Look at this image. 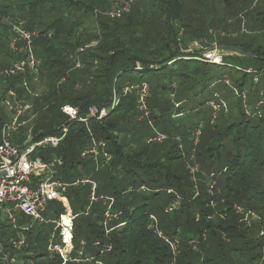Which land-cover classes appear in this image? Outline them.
<instances>
[{
  "label": "trees",
  "instance_id": "obj_1",
  "mask_svg": "<svg viewBox=\"0 0 264 264\" xmlns=\"http://www.w3.org/2000/svg\"><path fill=\"white\" fill-rule=\"evenodd\" d=\"M98 2L102 1L3 0L2 6V13L12 21H24L28 29L41 32L35 51L42 60L45 95L36 99L35 105L40 114L52 116L57 128H35L33 143L56 135L63 125L67 126L69 134L58 148L62 155L54 156L65 161L63 181L74 183L92 175L98 184L97 196L115 198L117 209L124 212L122 221L128 222L106 237L101 227V203L93 206L89 216L84 215L91 186H73L67 196L74 214L79 215L74 231L76 246L82 238L90 247L100 242L99 248L93 247L92 253L86 254H93L105 264H173L170 247L148 228L146 216L154 215L166 236L180 239L176 264H242L246 260V264H264V236H260L264 231V5L258 7L261 0H140L121 18L97 15V10L104 11ZM90 16L95 21L91 30L86 27ZM227 18L235 20L232 23ZM81 31L87 34L77 38ZM49 34L51 38L47 37ZM10 36L9 26L0 24V39H6L5 46L0 40V51L5 49L8 65L19 58L8 49ZM197 41L210 44L207 51L213 50L211 44L216 42L220 48L243 58L223 57L222 65L212 64L205 61L206 51L188 52L190 43ZM234 61L244 66L235 65ZM72 62L79 69L76 75L83 81H77L74 75L66 76ZM78 62L80 68L76 67ZM85 71L87 76L81 77ZM5 80L6 89L21 82L19 77ZM247 82L250 85L246 86ZM142 83L150 89L148 105L155 129L168 137L185 138V156L173 138L147 144L154 132L148 121H139L138 97L133 93L121 97L119 105L104 120L89 123L93 135L105 140L112 154L111 163L95 172L92 161L81 159V152L90 142L87 126L68 123L62 108H78L86 117L93 106L110 108L115 92L121 95L127 85ZM174 84L178 85V95L176 102L170 104L175 113L167 116L170 105L165 106V97L170 99ZM223 84L230 86H226L230 94L221 91L228 97L246 88L250 91L248 104L254 105L248 115L244 100L239 97L238 102L230 104V115L225 114L226 109L217 114L211 123L212 142L203 140V134L196 149L201 172L195 186L187 162L193 149L190 138L199 123L195 121L194 128L181 134V120L186 117L183 106L200 99L202 103L194 109L198 113L204 107L211 108L209 103L217 101L215 95L225 101L227 98L217 91ZM254 95L257 97L253 103ZM259 103L263 105L258 108ZM0 107L3 108L1 101ZM258 109L262 117L256 114ZM221 115L222 127L217 128L215 122ZM5 122L0 114V129ZM212 173L216 174L217 186L210 194ZM127 174L137 179L127 184ZM169 190L182 198L181 208L171 215L165 210L176 195L168 194ZM157 201H162V205ZM236 205L256 213L259 220L248 227L236 214ZM64 211L61 205L53 207L56 217ZM192 240L199 241L197 249L190 244ZM33 242V252L40 251L42 239L35 235ZM109 246L111 252L102 255L101 251ZM253 249L257 252L252 254ZM245 250L249 255L238 262L233 255Z\"/></svg>",
  "mask_w": 264,
  "mask_h": 264
},
{
  "label": "built area",
  "instance_id": "obj_2",
  "mask_svg": "<svg viewBox=\"0 0 264 264\" xmlns=\"http://www.w3.org/2000/svg\"><path fill=\"white\" fill-rule=\"evenodd\" d=\"M136 1L113 2L107 15L111 18H121L125 13L130 12ZM258 1L256 0V2ZM2 6L3 0H0V24L9 26L11 32L8 49L13 55L19 57L12 61L10 67L2 75L6 79L19 77L21 82L19 85L0 92L1 105L7 114V121L0 129V264H105L96 259L93 254H86L85 243L80 242V245L76 246L74 231L79 215L74 214L67 195L73 186L86 184L91 186L89 205L84 215L89 216L93 206L101 203L103 207L101 227L106 237L128 224L127 221H122L124 212L117 209L116 199L108 196L98 197L96 194L98 184L92 179V175L74 183L63 181L65 167L63 158L54 157L45 160L35 156L39 149L59 148L67 138L69 128L63 125L58 134L33 143L34 130L31 127L30 135L22 144L11 141L13 135L19 133L21 129L29 127L39 116L35 100L45 95L43 90L39 91V88L42 87V85H38L41 82L42 61L35 51V43L41 37V32L28 29L24 21H12L9 16L2 13ZM240 19L245 21L243 16H240ZM47 37L51 38L52 34ZM204 58L205 61L212 64H223V57L217 56L215 52L204 54ZM80 65L79 63L77 66ZM171 88L173 92L170 94V99L173 102L174 91L177 90V87L172 85ZM123 93L125 96L135 93L138 97V119L139 121H148L154 132V135L146 140L147 144L162 143L173 138L179 143V149L185 156L183 140L180 136L168 137L155 129L148 106L149 86L146 83L130 85L123 89ZM215 96L217 101L209 103L214 112V119L217 118V114L221 110L227 108L226 102L218 95ZM240 98L246 105L247 94L242 93ZM119 102L120 98L115 97L108 109H99L93 106L88 109L86 117L81 115L78 108L72 106L62 108L63 114L68 118V123H81L87 126L90 142L81 152V159L92 161L95 165V172L111 163L112 154L109 152L108 143L93 135L88 127L89 123L92 120H104L116 109ZM176 107L178 108L179 105L176 104ZM246 112L251 115L247 108ZM256 114L262 117L260 112ZM203 123V121L199 122L190 138L193 149L190 160L187 162V169L195 186L198 185V174L201 172L200 166L196 162V149L203 135ZM210 180L208 192L213 194L217 186L215 173L210 175ZM168 194L176 195L175 200L165 210L166 214L171 215L181 208L182 198L172 190H169ZM198 196L199 192L196 191L195 197ZM51 205L52 210L55 205H61L65 210L64 213L56 217L53 212V216L56 218H46L44 215ZM234 210L248 227L253 221L259 220L256 213L241 206H234ZM197 220H199V216H197ZM37 225L53 226L52 234L47 240L44 251H38L47 262L32 250L35 247L33 237L36 235L37 238L42 239V233L35 232ZM148 228L170 247L174 257L173 264H176L175 259L179 254V237L172 239L166 236L160 230L159 220L154 215H148ZM260 236H264V231L260 233ZM190 244L197 249L199 241L192 240ZM100 246V242L93 244L94 248ZM106 248L101 251L102 255L111 252V246Z\"/></svg>",
  "mask_w": 264,
  "mask_h": 264
},
{
  "label": "rangeland",
  "instance_id": "obj_3",
  "mask_svg": "<svg viewBox=\"0 0 264 264\" xmlns=\"http://www.w3.org/2000/svg\"><path fill=\"white\" fill-rule=\"evenodd\" d=\"M83 1H85V0H83ZM102 2H98L99 3V5L100 6H102L103 5V10L105 11H102V10H97L96 12V14L97 15H103V13L104 14H107L110 10H111V8H109V5H113V2H119V1H121V2H125V3H127V2H129V1H131V0H101ZM137 1H140V0H137ZM142 1V0H141ZM257 3V2H256ZM254 4V3H253ZM98 5V6H99ZM264 5V0H261V2L259 3V5H258V7H262ZM109 8V9H108ZM220 8H223V5L220 7ZM78 15H80V14H78ZM241 16V15H240ZM240 16H239V18H240ZM227 19H231L230 21L233 23V21L235 20V19H233V18H227ZM93 22H95L94 21V19L90 16V17H87V23L88 24H86V27L88 28V29H90L91 30V27L93 26ZM82 34H87V31H81V32H79L78 34H77V38H79ZM1 40V42H3V46H5V41H6V39L5 38H1L0 39ZM196 43V44H195ZM194 44H193V42L192 43H190V45H189V47H190V49H189V53L190 54H192V53H194V52H203V51H206V52H204V54L206 55V54H209V53H211V52H215V54L217 55V56H222V57H224V58H226V57H229L228 58V60L230 59V60H232V59H242L243 58V56L242 55H239L238 53H236V52H232V51H227V50H224V49H222V48H220V45L219 44H217L216 42H213V44H211V46H213L214 48H213V50H210V51H207V50H209V47H210V44H208V43H206L205 41H203V42H201V41H197V42H195ZM93 47H95L96 46V44H93L92 45ZM3 52V53H2ZM79 52V50L76 52V54ZM7 55V53L5 52V49H2L1 51H0V92H4L5 90H6V83H7V81L5 80L6 79V77H4L2 74H3V72L5 71V70H7L8 68H9V66L10 65H8L7 64V61H8V57L6 56ZM11 56V55H10ZM41 60V59H40ZM42 61V60H41ZM233 63V62H232ZM234 64L235 65H239V66H244V65H242V64H240V63H238L237 61H234ZM75 62H72L69 66H68V68H67V73H66V76H68V77H71L72 78V76L74 75L75 77L74 78H76L77 79V81H83V78H80L79 77V75H76V71H78L79 69H76L75 68ZM77 65H79V63H77ZM77 68H80L81 66H76ZM87 71H85L84 72V74H82L81 75V77H86L87 75ZM41 78H42V76H41ZM44 79V78H43ZM42 79V81L38 84V85H45V83L43 82L44 80ZM65 79H66V77H65ZM64 81V80H63ZM78 85H80V84H78ZM174 85H176V84H174ZM224 85V84H223ZM230 85H233L232 84V82L230 81ZM248 85H250L249 84V82H247L246 83V86H248ZM128 86V85H127ZM227 85H224L223 87H220L217 91L223 96V97H225V98H227L226 100L228 101H226V103H227V108H226V115H230L231 114V111H232V106H230V104H232L233 102H238L239 101V97H240V95L242 94V93H246L247 94V100H246V105L244 104V107H245V109L247 108V111H249L251 108L250 107H253V105L251 106V104L249 105L248 103H249V98H248V94H249V92L250 91H248L246 88H245V90L241 93L239 90H238V92L236 93L235 92V94L234 95H236V96H234V97H228L227 95L226 96H224L223 94H222V90H223V92L224 93H227V94H230L229 93V91L227 90V89H230V88H227V87H230V86H227ZM176 87H177V89H178V85H176ZM42 88H44V86H42L41 88H39V91H41L42 90ZM174 96H175V98H174V100H173V102L169 99V97H165V106L166 107H169V105H170V110H169V112L167 113V116L169 115H171V114H173V113H175L174 111H175V109H174V106L172 105V104H170L171 102L172 103H174V102H176V100H177V95H178V90H175L174 91ZM123 96H125L124 95V93H122L121 95L120 94H118V93H114V98L115 97H118V98H120L121 99V97H123ZM150 97V96H149ZM256 97L257 96H253L252 98H253V103L255 102V100H256ZM149 99V98H148ZM200 99H196V101H191V102H189V103H187L185 106H183V112L185 113V115H186V117L185 118H183L182 120H181V123H182V126H181V128H179V131L181 132V134H183V133H185L187 130H189L190 128H194L195 127V125H196V123H199L200 121H203L204 123H203V134H204V136H203V140H205L207 143H211L212 141H211V139H212V136H211V134L213 133V128H212V124L211 123H213L216 119H214V114H213V112H212V110H211V108H202V109H200L201 111H199L198 113L197 112H194V109L196 108V106L198 105V103L199 104H201L202 103V101H199ZM171 101V102H170ZM261 105V103H259L258 104V108L259 107H261L262 105H263V103H262V105ZM149 106V105H148ZM247 106V107H246ZM261 109V108H260ZM258 112H260L259 111V109H258V111H256V113H258ZM0 114L4 117V120L5 121H7V115H6V112H5V110L2 108V107H0ZM68 121V120H67ZM195 121H196V123H195ZM222 121H223V117H222V115L220 116V118H219V120H217L216 122H215V124H216V126H217V128L218 127H222ZM226 121H229L228 119L226 120ZM33 128V130L35 129V128H37L38 130H45V131H51V130H55L56 128H57V126L53 123V119H52V116L50 115V114H48V113H43V114H40L39 113V116H37V118L34 120V122L29 126V127H27V128H23V129H21L20 131H19V133H17V134H15V135H13V137H12V139H11V141L12 142H16L17 144H22L25 140H27V137L30 135V133H29V129L30 128ZM156 128V127H155ZM158 131V130H157ZM159 132V131H158ZM34 134V133H33ZM154 133H152V135H153ZM151 135V136H152ZM150 136V137H151ZM185 139V138H184ZM183 139V140H184ZM33 140H34V138H33ZM65 143V142H64ZM64 143H62V144H64ZM89 143V142H88ZM37 154V155H36ZM59 155H62V151H61V149H52V148H48V149H39V150H37V152L35 153V156H37V157H41V158H46V157H48V158H52V157H54V156H59ZM78 170V169H77ZM94 171H95V168H94ZM135 171L137 172V173H141V171L139 170V169H135ZM100 178V176L98 177V179ZM97 179V180H98ZM101 179V178H100ZM135 179H137V177L136 176H134V175H129V174H127V176H126V178H125V182L127 183V184H129V183H132ZM149 197H151V195H148ZM158 202V204H160V206L162 205V201H157ZM139 203V202H138ZM46 218H51V219H54V218H56V217H54L53 216V210H52V205H51V207L49 208V210L47 211V213L44 215ZM259 216V215H258ZM146 218H147V220H148V216H146ZM52 231H53V226H40V225H37L36 226V230H35V232L36 233H42V241L43 242H41L40 243V251H44V249H45V246L47 245V240H48V238L50 237V235L52 234ZM81 243H85L86 244V252H89V253H92V248L93 247H90L87 243L88 242H86L85 241V238H82L81 239ZM248 251L247 250H245V252H243V253H240V252H235V254L233 255L234 257H235V259H237L238 260V262L240 261V260H242L246 255H249V254H246ZM257 251H254V249H253V251H252V254L253 253H256ZM37 253V255L39 256V257H41L42 256V254L41 253H39V252H35V254ZM251 253V252H250ZM36 255V256H37ZM96 256H97V254H95ZM249 257V256H248ZM43 259H44V261H46L47 262V260L45 259V257L43 256ZM248 259V258H247ZM247 263V260H246V262L245 263H242V264H246ZM256 264V263H255Z\"/></svg>",
  "mask_w": 264,
  "mask_h": 264
},
{
  "label": "crops",
  "instance_id": "obj_4",
  "mask_svg": "<svg viewBox=\"0 0 264 264\" xmlns=\"http://www.w3.org/2000/svg\"><path fill=\"white\" fill-rule=\"evenodd\" d=\"M2 12H3V10H2Z\"/></svg>",
  "mask_w": 264,
  "mask_h": 264
}]
</instances>
